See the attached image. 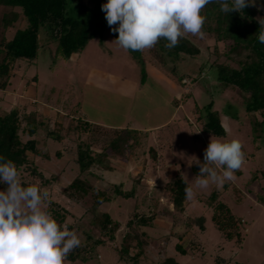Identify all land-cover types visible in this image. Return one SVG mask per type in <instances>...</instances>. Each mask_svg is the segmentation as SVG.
<instances>
[{
    "label": "trees",
    "instance_id": "trees-1",
    "mask_svg": "<svg viewBox=\"0 0 264 264\" xmlns=\"http://www.w3.org/2000/svg\"><path fill=\"white\" fill-rule=\"evenodd\" d=\"M67 2L68 0H0V90H4L9 84L17 62L20 59L27 63L34 61L39 47L54 41L55 54L68 59L71 55L82 52L90 40L100 37L102 30L109 27L100 7L104 0H96L92 5L80 1L79 16L69 13ZM201 14L205 19L199 36L204 42L197 43L190 37L192 34L187 33L188 35L178 38L177 44L172 48H166L167 41L160 38L144 51L127 50L139 67L140 82L148 78L145 70L147 61L176 84H183L187 78L185 73H177V64L185 58L197 56L201 52L200 44L204 43L206 60L196 67L194 77L186 75L189 81L204 89L210 99L206 104L192 108L200 131L215 137L225 135L219 113L212 109L211 87L204 76L205 68L211 67L215 73V86L221 91L234 92L239 96L237 104L243 108L244 117L241 120L250 140L264 145V44L257 39L258 18L264 17V0H255L254 4L246 6L242 12L232 11L228 14L221 12L216 3H209L201 10ZM22 21L25 26L17 27L12 36L6 38L4 30ZM111 34L116 38V32L111 31ZM42 35L45 38L43 42L40 41ZM208 41H212V46ZM219 43L222 44L221 48L218 47ZM35 80L36 76L33 75L31 81ZM188 95V92L184 93L171 102L177 106ZM77 108L78 105L72 107L67 114L66 126L59 118L51 122L49 115L41 113L34 106L27 109L24 105H15L8 110H0V156L15 164L18 178L24 185H36L41 192H46L58 177L56 174L47 176L35 163L36 157L48 159L51 156L37 145L35 137L39 129L46 139L61 142L71 136L75 142L71 161L77 166V173L60 189V193L69 202L80 203L89 194L94 200L86 209L89 213L88 221L82 229L78 226L84 239L80 241L79 247L68 253L66 262H86L91 255L96 254V248L115 240L116 233L122 227L121 223L111 218L108 212L96 210L101 203L110 202L118 196L134 197L138 193L137 186L141 185L142 176H134L129 188H124L122 182H106L99 187L98 182L92 183L89 178L96 176L101 183L104 182V172L113 170L112 161L138 159L141 143L146 140V131L91 122L81 116ZM55 114L63 115L61 110L55 111ZM21 135L25 137L23 140ZM147 152L150 158L156 159V149L148 147ZM61 154L60 150H56L53 155L59 158ZM199 160L203 161V158ZM191 170L195 176L198 167L192 164ZM235 173H240V170ZM262 178L264 167L253 170L247 181L251 183ZM228 185L225 182L221 189ZM186 186L190 185L177 172L160 189L166 195L165 203H160V197L152 195V190L144 191L141 200L145 201V209H137L135 204L130 211L119 241L113 245L118 261L107 264H138L150 238L144 228L154 227L160 216L171 218L172 224L179 222L176 221L178 216H184L182 223L187 228L198 226L203 229L205 219L202 215L191 217L186 214ZM5 187V184H0V190ZM220 192V189L213 187L199 200L210 208L211 222L221 236L239 243L241 229L244 230L242 219L219 198ZM254 197L264 205V192H255ZM167 203L171 205L170 208ZM43 204L59 225L65 224L74 232L77 230L78 227L73 222H66L70 211L59 201L50 199L47 195ZM174 226L169 227L166 240L175 237L174 249L185 253L187 247L181 245L185 232L175 231ZM192 234L187 237L186 244L189 249L194 250L198 245L194 244ZM161 264L178 263L172 257H165Z\"/></svg>",
    "mask_w": 264,
    "mask_h": 264
},
{
    "label": "rangeland",
    "instance_id": "rangeland-1",
    "mask_svg": "<svg viewBox=\"0 0 264 264\" xmlns=\"http://www.w3.org/2000/svg\"><path fill=\"white\" fill-rule=\"evenodd\" d=\"M80 1L92 5L96 0H68L70 14L80 15ZM23 26L25 22H16L4 30L5 37L10 38L17 27ZM190 37L197 43L204 42L199 35L192 34ZM44 40L42 35L40 41ZM208 43L212 46V41ZM218 47L221 48L222 44L219 43ZM200 48L201 52L197 56L185 58L177 64V73H185L187 78L181 85L147 61L146 64L150 65L147 67H152L160 74L156 76L159 83L149 77L141 83L138 65L127 50L117 45L107 26L100 37L90 40L82 52L73 54L68 59L55 54L56 43L52 41L39 47L37 57L31 63L23 59L17 62L9 84L4 90H0V110H8L15 105H24L27 109L34 106L41 113L49 115L51 122L59 118L66 126L67 114L72 107L78 105L81 116L89 121L109 127H131L146 131V140L141 143L138 159L130 158L127 162L113 160V170L104 172L105 180L102 183L96 176L89 178L92 183L98 182L99 187L106 182H122L124 188H129L134 176H142L141 185L137 186L138 193L134 197L118 196L110 202L101 203L96 210L108 212L111 218L121 223L122 227L116 233L115 240L96 248V254L91 255L86 262L77 260L66 264H107L118 261L113 245L119 241L123 224L135 204L137 209H145V201L141 200L142 193L152 190L151 194L158 195L160 203H165L166 195L160 189L177 172L190 186L193 185L195 176L188 161L193 155L197 159L203 158V150L209 138H237L242 145L244 160L238 169L240 173H234V179L227 181L229 185L224 189L220 188L219 196L242 219L244 230L241 229L240 242L221 236L211 222L210 208L199 200L215 187L210 184L206 189L194 188L193 198L187 199L186 214L191 217L202 215L205 219L203 229L198 226L187 228L182 223L184 216H178L176 221L179 222H175V226L171 218L158 217L154 227L144 228L150 238L138 264H161L165 257H172L178 264H264V205L254 197L255 192H264V178L251 183L247 181L253 170L264 167V145L250 140L241 120L244 112L237 104L239 96L234 92L221 91L215 86V73L211 67L205 68L204 76L211 87L212 109L218 111L225 135L215 137L200 131L192 108L195 105L200 107L210 99L204 89L189 81L186 76L190 74L189 76L194 77L196 67L206 60L204 43L200 44ZM90 69L104 74L102 79L111 89L90 84L87 80ZM33 75L36 76L35 81H31ZM114 78L135 83L132 95H121L119 89H115ZM187 92L189 95L177 106L171 102L174 97L178 99ZM57 110H61L63 115L57 116ZM21 138L23 140L25 137L21 135ZM35 139L40 148L51 154L48 159L36 157L35 163L47 176H58L46 191L48 197L59 201L70 211L66 222H73L82 229L88 221L89 213L86 209L92 204L93 196L89 194L80 203H75L67 201L60 193V189L77 173V166L71 161L74 140L71 136L61 142L46 139L41 129ZM148 147L156 149L155 160L149 157ZM56 150L62 153L59 158L53 155ZM167 205L171 207L170 204ZM172 225L175 231L185 232L184 240L181 241V245L187 247L185 253L174 249L175 237L166 240V234ZM79 227L75 232H78L77 236L83 241L84 235L79 233ZM189 232L193 233L194 244L198 245L194 250L189 249L186 244Z\"/></svg>",
    "mask_w": 264,
    "mask_h": 264
},
{
    "label": "clouds",
    "instance_id": "clouds-1",
    "mask_svg": "<svg viewBox=\"0 0 264 264\" xmlns=\"http://www.w3.org/2000/svg\"><path fill=\"white\" fill-rule=\"evenodd\" d=\"M216 3L223 13L242 10L255 0H104L101 10L115 42L125 50L152 47L158 39L174 47L186 33L201 34V10ZM259 6V5H257ZM257 39L264 44V17L258 18ZM115 25L113 28L112 26ZM244 160L239 139L209 138L203 161L194 155L188 161L198 171L194 183L184 189L192 199L195 189L214 185L217 189L234 179ZM0 264H66L68 253L79 247L80 238L67 226L59 225L43 207L47 196L36 185H24L15 164L0 156Z\"/></svg>",
    "mask_w": 264,
    "mask_h": 264
},
{
    "label": "crops",
    "instance_id": "crops-1",
    "mask_svg": "<svg viewBox=\"0 0 264 264\" xmlns=\"http://www.w3.org/2000/svg\"><path fill=\"white\" fill-rule=\"evenodd\" d=\"M149 64H146L145 65V70H146V73H147V75H148V77L149 78H151L154 82H158V80H156V76L158 77L160 74L156 71V70H154L152 67L151 68H149V67H147ZM150 66V65H149ZM105 76H104V74H102V73H100V72H97V71H95V70H93V69H90V71H89V76H88V78H87V80H89L88 82H90V84H92V85H97V86H100V87H106V88H104V89H106V90H108V89H111V87H109V86H107V84L106 83H104V79H102V78H104ZM165 79V78H164ZM111 80V79H110ZM114 80H115V89L116 90H118V92L121 94V95H123V96H126V97H128V96H131L132 95V92L135 90V88H136V85H135V83H132V82H130V81H128V80H120V79H115L114 78ZM159 83V82H158ZM165 83V85H167L166 83L167 82H164ZM103 84H105V85H103ZM117 86H119V87H117ZM118 88V89H117ZM175 98V97H174ZM92 122V121H91ZM108 263V262H107Z\"/></svg>",
    "mask_w": 264,
    "mask_h": 264
},
{
    "label": "built area",
    "instance_id": "built-area-1",
    "mask_svg": "<svg viewBox=\"0 0 264 264\" xmlns=\"http://www.w3.org/2000/svg\"><path fill=\"white\" fill-rule=\"evenodd\" d=\"M116 264V263H115Z\"/></svg>",
    "mask_w": 264,
    "mask_h": 264
}]
</instances>
